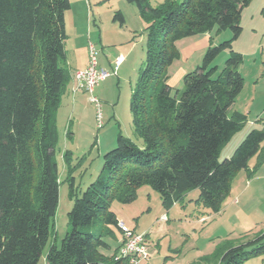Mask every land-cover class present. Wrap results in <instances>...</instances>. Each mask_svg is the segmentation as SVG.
Wrapping results in <instances>:
<instances>
[{"label": "trees", "instance_id": "trees-1", "mask_svg": "<svg viewBox=\"0 0 264 264\" xmlns=\"http://www.w3.org/2000/svg\"><path fill=\"white\" fill-rule=\"evenodd\" d=\"M125 1L147 23L145 60L129 104L133 135L142 145L118 135L82 192L68 176V230L59 247H49L45 264H129L115 259L121 233L110 210L114 201L130 204L148 186L168 210L197 190L196 203L217 214L232 179L264 143V128L253 129L230 157L218 160L246 123L240 114L229 115L244 85L243 57L232 43L252 0H169L159 7L149 0ZM69 9V0H0V264H38L53 230L60 187L55 116L69 78ZM115 19L124 24L120 13ZM213 30H229L231 39L210 45L201 64L183 76L182 89L173 92L168 79L180 57L176 43ZM223 51L229 56L218 72L213 63ZM114 230L119 245L106 254L105 237ZM263 255L264 232L236 245L220 242L202 263L244 264Z\"/></svg>", "mask_w": 264, "mask_h": 264}, {"label": "rangeland", "instance_id": "rangeland-1", "mask_svg": "<svg viewBox=\"0 0 264 264\" xmlns=\"http://www.w3.org/2000/svg\"><path fill=\"white\" fill-rule=\"evenodd\" d=\"M167 1L169 0H149V3L152 7H159ZM69 3L70 9L65 13L67 17V53L73 50L75 35L80 32L86 38L90 37L92 43L99 50L102 47L106 48V45L101 42L104 39V42L110 45L113 51H116L113 54L114 57L120 55L121 52H129L126 56L128 62L124 74L126 82H121L118 87L114 86L115 90L111 95L113 103L100 98L96 93L102 105L103 127L101 129L97 130L96 128L95 111L90 103L86 105L81 124L76 125V122L73 121L71 130L73 134H69L67 137L64 136L63 131L65 116L60 115L62 118L57 124L59 141L55 147V162L60 181L59 202L52 221L53 230L50 239L38 264H45L44 258L49 247L52 244L59 247L67 233V214L72 207V202L68 197V176L71 175L75 179L76 186L82 192L97 177L102 167L103 155L116 147L118 135L124 136L127 131L135 144L142 145L141 141L133 135L129 104L132 90L138 81L139 70L145 60L147 23L139 17L136 7L125 0H69ZM117 13L123 16V25L115 19ZM240 24L242 33L237 40L233 41L232 48L243 57L239 73L244 80V85L241 93L235 99L229 115L239 113L245 117L246 122L252 121L253 123L258 118L260 122L257 124L261 130L264 128V123L262 124L264 121V0L251 1L241 14ZM231 36L229 30L219 32L213 30L210 33V39L208 38L209 46L230 40ZM191 38H185L176 43L180 58L169 68L168 79V84L173 92L182 89L183 76L201 64L207 49L190 55L187 49L190 50L191 44L200 40ZM193 40L196 41L192 42ZM228 56V51H223L215 59L213 65L217 67L218 72L223 69ZM114 111H117V117L120 119L113 116ZM118 126H120L122 134H120ZM111 135L114 137L111 138ZM103 138L104 142H102ZM64 154H66L65 158ZM224 159L227 158L223 156V153H220L219 162ZM197 199L198 195L196 199L192 200L186 215L176 211L170 214L171 221L169 223L160 222L148 231L150 239L154 238V241H157L155 243H158V248L166 249L171 243L172 247L178 249L177 252L170 254L174 257L173 262L169 263L170 259L163 260V262L167 264H203V259L210 256V253L212 254L218 245L216 237L219 232H217L214 221L204 218L212 213L202 203H196ZM111 207L122 208L127 223H132L137 233H141L137 226H151L153 224L151 219L154 220L158 213L157 210L163 208L159 194L148 186L140 187L137 190V197L132 203L123 205L114 201ZM164 211L166 210L164 209ZM198 219L199 221H197ZM116 234L117 231L114 230V236L105 237L106 243L110 246V249L104 251L106 254H110L116 247ZM212 247H214L213 250ZM149 253L151 257L154 254L151 248ZM161 263L162 261H160Z\"/></svg>", "mask_w": 264, "mask_h": 264}, {"label": "crops", "instance_id": "crops-1", "mask_svg": "<svg viewBox=\"0 0 264 264\" xmlns=\"http://www.w3.org/2000/svg\"><path fill=\"white\" fill-rule=\"evenodd\" d=\"M253 1V0H252ZM65 30L67 33V17L65 16ZM75 46L73 50L68 51L67 53V39L65 41V61L64 67L67 69L69 78L65 84L63 93L60 97V102L58 109L56 111V126L58 121L60 120V115L65 116V123H64V136L67 137L69 134H73L72 124L76 122V125L81 124L80 122L83 120L84 111L86 110V105L88 102L87 95L84 92H76L72 94L71 90L73 87V73L77 70L84 69L87 66V43L91 41L90 37H85L82 32L78 35H75ZM210 37V33L203 34L200 36L192 37L191 39H200L197 43H192L190 46V50L187 49L190 55L197 54L205 48H208L209 42L208 38ZM210 39V38H209ZM196 40H193L194 42ZM92 42V41H91ZM101 42L106 45L100 49L99 55V65L107 70H112L114 65V60L118 56H124V62L119 66L116 74L110 76L106 79L96 90V93L99 95L100 98L105 100H110L113 103V99L111 95L114 93V88L119 86L121 82H126L124 79L125 77V68L126 63L128 62V58L126 56L129 54L125 52H121L120 55L114 57L113 54L116 51L111 49L110 45H107L101 40ZM177 45V44H176ZM126 54V55H124ZM180 58V57H179ZM115 86V87H114ZM232 108V107H231ZM229 110V113L231 111ZM62 113V114H61ZM239 114V113H235ZM113 116H118L117 111L113 113ZM120 119L119 117H117ZM68 120V121H67ZM260 119L253 123L252 121L246 122L244 126L241 128L239 132H237L227 144H225L222 148L220 153H223V156L228 158L232 155L236 147L240 144V142L245 138V136L253 129L260 130L259 124L257 122ZM68 122V123H67ZM264 121L262 122V124ZM120 134V126H118ZM125 137L130 138L127 131H125ZM114 137L111 135V138ZM102 141V139H101ZM105 139L103 138L104 142ZM101 142V143H102ZM112 142V141H111ZM110 143V142H109ZM108 144V143H107ZM199 194L197 190L191 191L187 193L180 202L175 203L171 206L168 210L160 209L157 210L158 213L156 214L155 219H151L152 225H147L145 227H138V230L141 233L148 234L149 230H152L154 226L158 225L160 222H163L162 219H166V223L171 221L170 214L177 212H182L186 215L188 208L191 206L192 200ZM194 196V197H192ZM180 209V210H178ZM116 218L122 221L127 227L134 229L132 223H127L126 217L123 213L122 208L120 207H111L110 209ZM150 210V209H149ZM207 211V210H206ZM211 221H214V225L217 227L218 236V244L223 242L227 245H236L240 243H244L247 240L253 239L254 237L260 235L264 232V143L262 144L261 151L256 155L253 156L248 161L247 168L244 170L239 171L231 181L229 194L227 195L226 199L222 204L221 210L217 214H210L206 217ZM202 219V218H201ZM200 219V221H201ZM154 221V222H153ZM199 221V219L197 220ZM117 231L116 239L117 244L116 247L119 245V238L120 234ZM149 240L151 243V250L154 252L152 257L142 262L141 264H167L163 262V260L170 259L173 262L174 257L170 255L174 252H177V247H172L173 245L170 243L166 247V249L158 248L157 241L153 239ZM115 247V248H116ZM215 247V246H214ZM212 247V250L214 249ZM217 247V246H216ZM215 247V248H216ZM114 248V249H115ZM153 248V249H152ZM215 250V249H214ZM212 251V253L214 252ZM211 254V253H210ZM244 264H264V255L255 257Z\"/></svg>", "mask_w": 264, "mask_h": 264}, {"label": "built area", "instance_id": "built-area-1", "mask_svg": "<svg viewBox=\"0 0 264 264\" xmlns=\"http://www.w3.org/2000/svg\"><path fill=\"white\" fill-rule=\"evenodd\" d=\"M99 55L100 50L94 43L89 41L87 43V66L73 73V87L71 90L72 94L81 91L87 95L88 102L95 111L97 130L103 127V116L102 105L96 95V90L106 79L116 74L119 66L124 61L123 56H118L114 60L113 69L107 70L99 65ZM162 221H165V219L163 218ZM117 224L121 239L115 259H127L129 264H141L149 260L151 258L149 235L135 232L120 220Z\"/></svg>", "mask_w": 264, "mask_h": 264}]
</instances>
